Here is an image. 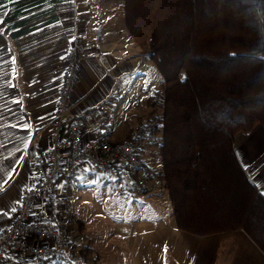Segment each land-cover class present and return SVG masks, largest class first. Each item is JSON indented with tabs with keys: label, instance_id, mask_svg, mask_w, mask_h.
Returning a JSON list of instances; mask_svg holds the SVG:
<instances>
[{
	"label": "trees",
	"instance_id": "1",
	"mask_svg": "<svg viewBox=\"0 0 264 264\" xmlns=\"http://www.w3.org/2000/svg\"><path fill=\"white\" fill-rule=\"evenodd\" d=\"M124 1L127 29L163 79L152 115L176 227L242 229L264 252V193L234 149L238 132L264 125V0Z\"/></svg>",
	"mask_w": 264,
	"mask_h": 264
},
{
	"label": "crops",
	"instance_id": "2",
	"mask_svg": "<svg viewBox=\"0 0 264 264\" xmlns=\"http://www.w3.org/2000/svg\"><path fill=\"white\" fill-rule=\"evenodd\" d=\"M124 4V0H0V213L32 186L36 159L51 144L49 125L75 15L83 19L87 57L70 118L85 113L98 98L102 114L87 126L85 139H91L110 116L115 118V141L138 122L140 114L115 116L111 110L114 89L120 86L115 79H122L130 71L131 59L140 55L126 26ZM140 103L134 105L136 110ZM234 149L264 193V125L238 132ZM145 158L159 163L148 154ZM84 170L80 178L95 173ZM169 206L170 215L161 212L144 223L141 219L125 248L118 242L102 245L88 240L84 246L89 253L78 244L77 259L88 264H264V252L244 230L189 233L176 227L170 199Z\"/></svg>",
	"mask_w": 264,
	"mask_h": 264
},
{
	"label": "built area",
	"instance_id": "3",
	"mask_svg": "<svg viewBox=\"0 0 264 264\" xmlns=\"http://www.w3.org/2000/svg\"><path fill=\"white\" fill-rule=\"evenodd\" d=\"M82 22L81 16H74L56 112L49 125L51 144L36 159L32 186L8 211L0 213V264H88L77 259L79 227L69 208L71 190L84 168L132 196L144 194L150 185L162 184L161 169L145 158L163 142L164 128L154 126L156 116L142 118L119 141H115L114 116L99 126L91 139L84 137L87 126L102 114L98 98L85 113L70 118L80 69L87 57ZM162 101L161 90L151 97L157 109H162Z\"/></svg>",
	"mask_w": 264,
	"mask_h": 264
},
{
	"label": "rangeland",
	"instance_id": "4",
	"mask_svg": "<svg viewBox=\"0 0 264 264\" xmlns=\"http://www.w3.org/2000/svg\"><path fill=\"white\" fill-rule=\"evenodd\" d=\"M137 50L140 55L131 59L130 71L122 79H115L120 82V86L114 89L116 97L111 102V110L115 116L124 115L126 112L135 116L140 114L137 116L140 121L144 117H151L155 112H161L153 106L150 97L161 90L163 79L154 62L143 56L139 47ZM120 68L122 70L124 67L121 65ZM139 102L140 111L134 107ZM153 153L151 158L159 162L156 167L160 168L158 149ZM150 186L152 188L148 189L149 195L132 196L122 191L116 184L103 182L97 173L80 178L79 183L71 190L72 200L69 208L79 227L76 233L77 242L84 247L87 254L89 251L84 244L88 240L102 245L118 242L125 248L141 219L144 223V220L154 218L161 212L170 215L165 186L162 184Z\"/></svg>",
	"mask_w": 264,
	"mask_h": 264
}]
</instances>
